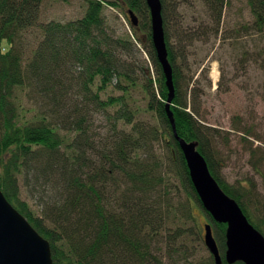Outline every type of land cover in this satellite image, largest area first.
<instances>
[{
	"label": "trees",
	"instance_id": "16d2710c",
	"mask_svg": "<svg viewBox=\"0 0 264 264\" xmlns=\"http://www.w3.org/2000/svg\"><path fill=\"white\" fill-rule=\"evenodd\" d=\"M83 1L81 17L41 22L43 0H0V188L50 241L54 264H216L210 251L199 259L190 243L201 234L195 206L212 222L223 264H229L227 224L205 209L174 135L147 1ZM161 1L177 131L197 143L220 186L264 234L246 204L252 199L246 186L229 183L221 172L216 145L224 135L203 113L212 80L208 56L197 52L199 43L213 38L253 36L255 49L245 41L242 62L254 60L264 72V0H247L253 19L232 30L224 29L229 0ZM194 1L205 15L186 24L183 6ZM107 6L126 12L133 35L112 28ZM128 9L137 13V26ZM224 79L223 73L217 88L223 93L231 89ZM110 88L120 93L107 94ZM137 89L144 107L131 105ZM96 112L112 122L105 136L94 130ZM234 120L247 140L253 125L242 115ZM263 163L264 152L253 166L259 171ZM23 189L36 207L23 198ZM252 202L258 209V199L253 196Z\"/></svg>",
	"mask_w": 264,
	"mask_h": 264
},
{
	"label": "rangeland",
	"instance_id": "374dc122",
	"mask_svg": "<svg viewBox=\"0 0 264 264\" xmlns=\"http://www.w3.org/2000/svg\"><path fill=\"white\" fill-rule=\"evenodd\" d=\"M183 11L189 21L186 20V24L205 15L204 6L200 1L184 5ZM84 12L85 3L83 0H43L40 21L59 20L65 22L81 17ZM125 13V11L121 12V9L112 6H107L105 9V15L114 30L120 34L133 35L131 24ZM223 19L224 29L227 30L251 22L253 16L247 0H229L224 7ZM255 38L243 36L240 40L229 39L225 42L221 40L215 42L213 38L209 44L199 43L197 52L200 58L208 56L205 63L210 66L212 80V86L206 90L203 97V113L207 123L222 130L224 135V138L216 145L221 153L224 166L221 172L229 183L236 185L242 183L246 186L252 199L253 196L258 199L259 210L252 199L249 201L246 199V204L255 220H258L264 228V163L260 165L259 171L253 166V161L260 160L264 152V98L262 97L264 72L253 63L254 60L250 63L245 62L244 65L242 62L244 50L242 45L245 41L250 42L249 49L253 52ZM142 52L143 58H146L148 64L152 66L146 51L142 49ZM151 69L153 71V66ZM223 73L226 79H224V83L227 81L231 84V89L224 93L217 89ZM152 74L154 75V71ZM96 86L97 84L95 88ZM109 93L119 94L120 92L110 88L107 94ZM132 95L134 99H139V102H134L132 99L133 107L146 105L141 90H133ZM148 115L149 113H145L143 118L148 119ZM236 115H242L245 123L249 122L253 125L252 133L247 140L243 139L245 135L243 130L234 128ZM111 123L109 116L106 117L100 112L94 114L93 127L99 135H107ZM125 128L127 127L125 126ZM158 151L163 155L160 153V145H158ZM23 193V198L27 199L26 189H23ZM27 200L36 207L30 198ZM193 211L196 230L198 231L199 228L201 234L191 237L190 243L194 245L200 259V257L210 254L203 239L204 225L209 222V219L199 206H195ZM193 223L192 220L188 222L189 225H194Z\"/></svg>",
	"mask_w": 264,
	"mask_h": 264
},
{
	"label": "water",
	"instance_id": "95a60500",
	"mask_svg": "<svg viewBox=\"0 0 264 264\" xmlns=\"http://www.w3.org/2000/svg\"><path fill=\"white\" fill-rule=\"evenodd\" d=\"M150 9L152 40L162 64L169 89L167 110L173 123L174 135L185 155L191 179L205 209L219 223H226L225 260L229 264H264V234L249 220L239 202L229 196L210 171L197 143L179 135L171 111L175 95L173 68L168 57L162 1L146 0ZM134 26L139 17L133 9L127 10ZM204 240L216 264H223V255L216 240L213 224H205ZM0 264H54L50 241L7 199L0 188Z\"/></svg>",
	"mask_w": 264,
	"mask_h": 264
}]
</instances>
